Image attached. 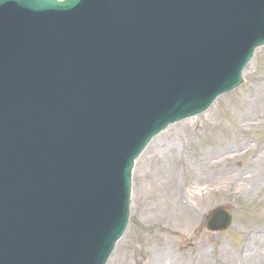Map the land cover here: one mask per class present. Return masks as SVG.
I'll return each mask as SVG.
<instances>
[{
    "label": "water",
    "instance_id": "water-1",
    "mask_svg": "<svg viewBox=\"0 0 264 264\" xmlns=\"http://www.w3.org/2000/svg\"><path fill=\"white\" fill-rule=\"evenodd\" d=\"M202 1L195 0V4ZM218 2L229 7L224 11L214 9V13H219L220 19L234 20L239 27L247 18L259 20L263 14L257 6L261 0H212L211 6ZM13 5L18 12L11 21ZM123 6L129 7L131 14L137 11V17L121 26ZM3 7H7V13H0V264L6 258L7 264L31 259L21 255L24 250L20 246V261L11 256L16 246V241L8 240L11 233L26 242L25 247L37 237L36 256L48 264H106L128 223L133 161L168 122L183 116L182 107H186L188 116L201 113L221 93L238 86L243 67L261 45L251 40L241 49L230 46L215 77L193 81L187 79L191 40L184 54L179 51L181 44L168 37L159 40L156 50L152 45L147 49L152 53L144 50L147 42L165 34L168 28H177L189 38L193 28L184 22L191 12L190 1L0 0V12ZM146 15V22L141 24ZM25 20L16 30L13 21ZM146 33H151L149 39ZM256 35V42L264 40L263 29ZM96 93L113 99L114 114L121 125L114 144L97 149L80 146L74 140L70 141L74 147L58 144L73 108L93 105L95 99L90 98ZM41 94H53L55 101L48 110L49 124L40 136L44 128L39 126L37 130L32 124V110H37L36 96ZM176 98L186 102L167 109ZM155 115H161L157 119L165 122L156 123L145 133L144 124L127 122L130 116H141L145 122ZM122 131L142 137L136 138L139 141L133 147L116 151L123 142ZM48 135L55 147L40 150V146L32 145L42 144ZM110 151H115V161L127 160L121 189L112 194L89 191L86 207L76 213L70 205L51 206L68 201L59 176L65 161L75 158L90 169L99 166ZM54 155L64 158L49 160ZM8 168L11 174H18L13 181ZM51 178L55 179V191L52 195L44 193L45 198L41 187ZM229 225L230 216L222 208L214 210L208 220L210 231L226 230Z\"/></svg>",
    "mask_w": 264,
    "mask_h": 264
},
{
    "label": "rangeland",
    "instance_id": "rangeland-1",
    "mask_svg": "<svg viewBox=\"0 0 264 264\" xmlns=\"http://www.w3.org/2000/svg\"><path fill=\"white\" fill-rule=\"evenodd\" d=\"M263 78L264 48L239 89L151 143L135 167L130 225L108 264H235L230 253H244L249 238L264 232V162L252 166L256 152L264 154ZM219 161L233 167H208ZM218 206L231 210L234 224L211 234L205 217ZM261 244L250 246L251 264H264Z\"/></svg>",
    "mask_w": 264,
    "mask_h": 264
},
{
    "label": "bare ground",
    "instance_id": "bare-ground-1",
    "mask_svg": "<svg viewBox=\"0 0 264 264\" xmlns=\"http://www.w3.org/2000/svg\"><path fill=\"white\" fill-rule=\"evenodd\" d=\"M263 83H264V78H263ZM264 86V85H263ZM261 90L263 91V94L262 96L264 97V87H261ZM255 97H253L250 101L253 102L252 100L254 99ZM255 100V99H254ZM253 109H249L247 111L246 114H253ZM244 114V115H246ZM244 115L240 116L243 117ZM264 150V148H262V151ZM254 158H258L257 161H254L252 163V166L255 167L257 166L260 162H264V154H262L261 156L259 155V152L257 151L256 154H255V157ZM208 167L212 170H218L221 168V170L223 171H229L230 168L228 167H233L231 166V164H224V163H221L220 161L219 162H213L211 164L208 165ZM244 180V179H242ZM247 180V179H246ZM177 190H175L176 192ZM171 192L173 193L174 190L173 188L171 189ZM177 193V192H176ZM174 194V203L176 205L177 208H175L177 211H179L181 208H182V199H180V197L177 195V194ZM169 202H171L170 198H169ZM168 217V216H167ZM262 234H254L252 236V238H249V241H251L249 244H248V248L247 250L244 252V253H230V256L232 255V258L234 259V262L235 264H251L253 262L252 260V254H248L246 255L248 252L251 253L252 249L250 248L251 245H254V246H259L260 243H262L260 246L261 248H264V232L261 231ZM251 249V251H250Z\"/></svg>",
    "mask_w": 264,
    "mask_h": 264
}]
</instances>
